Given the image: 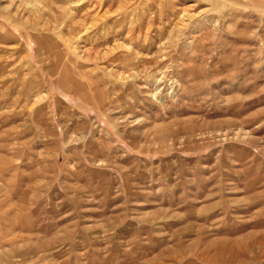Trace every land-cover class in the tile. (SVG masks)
I'll list each match as a JSON object with an SVG mask.
<instances>
[{
  "label": "rangeland",
  "instance_id": "obj_1",
  "mask_svg": "<svg viewBox=\"0 0 264 264\" xmlns=\"http://www.w3.org/2000/svg\"><path fill=\"white\" fill-rule=\"evenodd\" d=\"M0 264H264V0H0Z\"/></svg>",
  "mask_w": 264,
  "mask_h": 264
}]
</instances>
